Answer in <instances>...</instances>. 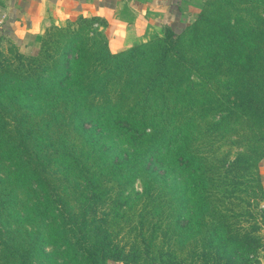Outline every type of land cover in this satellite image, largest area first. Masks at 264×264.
<instances>
[{"label":"rangeland","instance_id":"374dc122","mask_svg":"<svg viewBox=\"0 0 264 264\" xmlns=\"http://www.w3.org/2000/svg\"><path fill=\"white\" fill-rule=\"evenodd\" d=\"M190 8L194 21L180 37L146 26L131 44L113 48L100 25L78 16L46 27L31 56L0 45V264H104L90 246L94 235H108L128 252L126 262L112 264H264L257 166L264 153V0H210ZM65 59L81 69L87 98L109 103L107 112L161 115L159 152L172 145V128L184 125L179 166L174 152L153 174L140 165L116 179L105 175L87 200L90 185L80 177L85 162L78 156L86 142L74 131L69 145L81 166L63 175L57 161L53 167L61 172L47 175L50 185L26 182L34 140L23 130L70 109L61 100L39 110L35 93H24L26 84L16 78L51 77L57 84ZM147 122L149 133L157 123ZM62 123L52 121L51 130H64ZM130 134L114 132L103 141L112 153L119 146L133 151ZM65 144L48 151L61 153Z\"/></svg>","mask_w":264,"mask_h":264},{"label":"trees","instance_id":"16d2710c","mask_svg":"<svg viewBox=\"0 0 264 264\" xmlns=\"http://www.w3.org/2000/svg\"><path fill=\"white\" fill-rule=\"evenodd\" d=\"M209 1L210 0L206 1V3ZM190 26L191 24L188 25L184 31L177 34L176 37L182 36ZM165 33L168 37L175 36L170 30H166ZM18 54L21 56H31V54ZM107 54L111 58L117 56L112 55L110 52ZM74 63V60L71 63L66 59L64 60L61 68L65 70L61 72L62 76L58 79L57 84L51 81V77H47V80L43 82H40L38 78L33 79L30 76L25 79L19 76L16 78L17 83L21 82V84H26L27 89L24 93H35L31 100L38 101L37 108L39 110H45L46 107H50L61 100L65 101L66 107L70 109V112L66 113L64 116H61V113H56L54 116H52V114L46 116L39 129L36 128L30 131L27 128L23 130L24 138H28L31 141L34 140L32 159L35 160V162H33L32 167L29 168L28 165L24 170L26 182L29 180L34 186L45 188L46 185H50L49 182H47V175L49 173L61 172V169L57 170V168L53 167V164L60 161L63 167V172L61 173L63 175H68L75 167L81 166L79 164V157H82L81 160L84 159L85 162L82 164L84 165V169L79 173L86 184L90 185V188H88L89 191H86V193L89 192L87 199L89 200L91 197L96 196L98 190L102 188V181L106 180L105 175L109 176L107 179H116L121 174H128L134 171L136 167L140 165H144L147 168L148 174H153V172L156 171L154 167L163 168L167 154L170 153L173 155L174 152H176L177 156H175L173 164L179 166L182 155L176 147L180 141L181 132L185 131L184 125H177L172 128V134L170 136V143L172 145H169L166 153L159 152L158 148L165 143V132L161 131L163 123L160 122V120H156V118L159 117V119H162L163 117L161 115H153L136 118L130 115L120 116L118 112H107L106 108L110 106L107 101L99 102L87 98L86 89L89 84L83 83L81 79H79V75H81L82 71L74 67ZM118 66L119 65H117V67ZM44 69H46L45 66L42 68V72ZM109 71L112 72L113 69H109ZM149 83L153 85L155 80L153 79ZM20 88L22 92V87L20 86ZM251 94L252 92H250L249 95ZM248 100L251 101L252 98L249 96ZM147 119L151 123H157L149 133L147 129L152 125L148 124L149 122H147ZM60 120L63 121L64 130L60 128L51 130V128L53 129V127H51V122L53 121L60 127ZM21 122H23V117L21 118ZM65 123H71V125H74V129L72 128L71 131H68V129L64 127ZM45 125L47 127H45ZM189 125H192V120L189 121ZM44 128H46V130ZM74 131L80 134L82 139L86 142V144L80 146L81 148H78V158H75L73 153L74 149L71 148L73 146L69 145V137L71 138L75 135ZM114 132L131 133L130 135L135 140L130 142L132 145H136L137 148L133 149V151H129L119 146L118 149L112 153L110 146L103 141V138H109L108 136ZM54 136L55 140L52 139ZM61 140L66 141L63 152L59 153L58 151L52 154L51 151H48L51 150V147H56V143H60ZM30 151L31 149L28 150V152ZM263 157L264 153L257 162L258 167ZM131 158H133L131 163L124 166V169H122L123 163L127 164V161H130ZM87 161H89V164H87ZM92 164L98 167L96 171L92 167ZM105 221V218H103L102 222ZM98 228H101L100 224ZM90 246L99 249L104 264H112L114 261L126 262L128 252L124 250V247L109 239L108 235H94L93 242Z\"/></svg>","mask_w":264,"mask_h":264},{"label":"crops","instance_id":"0c3cea01","mask_svg":"<svg viewBox=\"0 0 264 264\" xmlns=\"http://www.w3.org/2000/svg\"><path fill=\"white\" fill-rule=\"evenodd\" d=\"M208 0H0V45L33 54L46 27L63 26L78 16L100 25L109 46L129 45L145 27L175 36L194 21L192 3ZM264 186V157L259 162Z\"/></svg>","mask_w":264,"mask_h":264}]
</instances>
